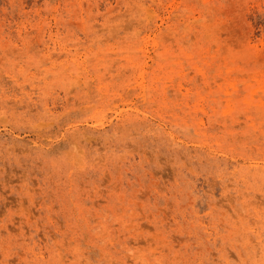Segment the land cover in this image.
<instances>
[{
    "label": "rangeland",
    "instance_id": "1",
    "mask_svg": "<svg viewBox=\"0 0 264 264\" xmlns=\"http://www.w3.org/2000/svg\"><path fill=\"white\" fill-rule=\"evenodd\" d=\"M0 264H264V0H0Z\"/></svg>",
    "mask_w": 264,
    "mask_h": 264
}]
</instances>
